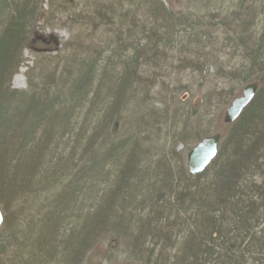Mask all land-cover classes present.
Wrapping results in <instances>:
<instances>
[{"label": "trees", "instance_id": "1", "mask_svg": "<svg viewBox=\"0 0 264 264\" xmlns=\"http://www.w3.org/2000/svg\"><path fill=\"white\" fill-rule=\"evenodd\" d=\"M74 1L0 0V264H77L105 233L143 264H264V71L195 177L152 142H174L183 114L170 119L165 97L161 113L144 111L158 77L171 82L193 60L215 64L224 47L250 71L263 62L264 0H190L203 14L162 0H99L75 12ZM57 23L72 38L50 55L35 33ZM24 47L42 56L20 90L10 80Z\"/></svg>", "mask_w": 264, "mask_h": 264}, {"label": "rangeland", "instance_id": "2", "mask_svg": "<svg viewBox=\"0 0 264 264\" xmlns=\"http://www.w3.org/2000/svg\"><path fill=\"white\" fill-rule=\"evenodd\" d=\"M86 1L87 4H85V0H79L80 7H78V10H75V12L79 11L80 8L84 9L83 12H90L92 10L90 4L93 1L99 2V0ZM162 1L170 10L178 14H203L202 12H198L199 10L197 8L190 5V0ZM235 1L236 0H233V2ZM88 4L91 8L86 7ZM222 7V10L219 11L221 18H229L228 16L232 10V7L229 6V1H226ZM213 12H215V10H211L209 13ZM40 27L41 25L39 24L35 34H37L38 37L50 41L51 46H49V48H53L52 52L49 53L50 55L58 54V52L64 47V44L72 38L71 29L65 24H48L45 29H41ZM256 39L259 42L264 41V39L261 40L258 37ZM222 40H225V38L219 37V42ZM138 42L140 45H144L146 41L143 37H140ZM217 48L221 47H213L214 50ZM205 49L207 50V47ZM260 49L263 50L264 46H260ZM206 50H204V52ZM41 56V52L33 50L32 48L24 47L22 49V64L18 67L17 72L11 77L10 84L12 88L22 90L27 87V79L25 76L27 68L32 65L34 66L35 59L37 57L40 58ZM215 56L217 57V63L215 64L213 61H205L204 63V61L200 59L193 60L191 67L178 71L177 74H174V78L171 75L173 78V81L171 82L170 80L164 79V75L158 77V79L157 76H155V79L158 80V82H156L157 85L148 93V96L150 95L153 99L150 100L148 97L149 101L146 103L144 111L149 110V108L152 107L155 112L161 113L163 107L162 104H158L157 100H159L158 98L160 97H165L166 102L168 103V109L166 110L167 116L172 119L173 116H181V114H183V119H186V122L178 124V127L175 126L176 123L174 124L175 131L174 129L171 130L169 126H159L163 133L166 132L167 128L172 131L170 132L169 137L174 133H177V136L179 134L174 142L171 143V141H169L166 145L162 134L159 137L161 139L160 142L156 139L153 141L150 139L154 142V146L155 144L158 147L159 145L161 146L158 151L161 149V151L164 152V149H171L174 153H179L181 159L178 164H174L173 168H178V166L182 164L181 166H184L187 169L186 155L188 151L204 136L219 133V145L223 143L226 133L230 128V126L224 124L222 121L225 109L228 107L231 100L241 95L242 89L246 84L257 82V78L264 71L261 70V68L264 69V59L263 62L258 60L250 71L249 68H245L249 65L248 61L244 60L240 53L233 48L224 47L223 51ZM173 66L177 69L181 68L182 65L180 61H174ZM243 70L247 72H242ZM237 74L248 75L249 82L241 84L238 83V80L230 81L227 79L228 76H234ZM184 86L187 87L186 92L182 91ZM260 86L261 83L258 85L257 90ZM172 100H174V103ZM169 103H173V105H170ZM165 122L167 125L170 123L168 120ZM148 125H150V123H148ZM182 132L185 133L184 137H182ZM151 149L152 147L145 151L149 152ZM99 240L100 241H98L97 245H94L89 249L86 256L83 255L81 259L78 260L79 262L77 264H143V262L141 260L139 261V258L130 251V247L127 246L128 244L123 242L124 245L122 246L123 243L120 244V240L118 243L116 241L110 242L108 234L106 233L103 237H100Z\"/></svg>", "mask_w": 264, "mask_h": 264}, {"label": "water", "instance_id": "3", "mask_svg": "<svg viewBox=\"0 0 264 264\" xmlns=\"http://www.w3.org/2000/svg\"><path fill=\"white\" fill-rule=\"evenodd\" d=\"M256 91V83L246 85L242 94L234 98L224 111L223 122L229 124L233 122L242 110L251 102ZM220 135L215 133L211 136L203 137L187 153L186 161L190 175H199L204 171L218 152ZM2 213L0 211V225L2 223Z\"/></svg>", "mask_w": 264, "mask_h": 264}, {"label": "bare ground", "instance_id": "4", "mask_svg": "<svg viewBox=\"0 0 264 264\" xmlns=\"http://www.w3.org/2000/svg\"><path fill=\"white\" fill-rule=\"evenodd\" d=\"M144 40H145V39H144ZM263 46H264V44H263ZM10 81H11V80H10ZM251 83H256V82H251ZM251 83H248V84H251ZM248 84H246V85H248ZM246 85H245V86H246ZM257 87H258V83H256V90H257ZM255 92H256V91H255ZM229 104H230V103H229ZM228 106H229V105H228ZM244 109H245V108H244ZM244 109H243V110H244ZM243 110H242V111H243ZM241 113H242V112H241ZM241 113H240V114H241ZM223 116H224V114H223ZM239 116H240V115H239ZM239 116H238V117H239ZM238 117H237V118H238ZM237 118H236V119H237ZM236 119H235V120H236ZM235 120H234V121H235ZM222 121H223V117H222ZM234 121H233V122H234ZM233 122H231V123H229V124H226V123H224V124L230 126ZM214 134H215V133H214ZM218 134H219V133H218ZM211 135H213V134H211ZM211 135H207V136H211ZM219 135H220V134H219ZM204 137H206V136H204ZM219 142H220V140H219ZM218 148H219V144H218ZM263 159H264V158H263ZM263 162H264V161H263ZM187 172H188V168H187ZM202 172H203V171H202ZM202 172H201V173H202ZM201 173H200V174H201ZM188 175L191 176V177H195V176H197V175H190L189 172H188ZM101 245H102V244H101Z\"/></svg>", "mask_w": 264, "mask_h": 264}]
</instances>
